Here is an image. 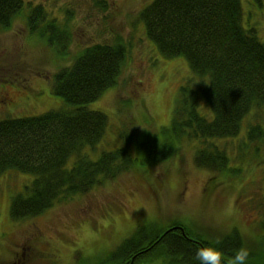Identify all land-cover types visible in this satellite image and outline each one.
Masks as SVG:
<instances>
[{
	"label": "trees",
	"instance_id": "trees-1",
	"mask_svg": "<svg viewBox=\"0 0 264 264\" xmlns=\"http://www.w3.org/2000/svg\"><path fill=\"white\" fill-rule=\"evenodd\" d=\"M92 1L106 10L110 0ZM22 9L23 0H0V27H9ZM43 10L42 6L31 9L29 30L37 32L55 55L68 56L70 26L46 18ZM138 17L160 54L166 59L184 57L198 84L179 85L170 125L160 127L156 134L142 130L141 137H134L137 155L128 145L99 151L109 117L89 109L88 104L117 85L127 50L117 36L112 42H96L77 51L72 62L53 76V92L66 102L64 107L0 120V176L9 170L33 175L32 182L11 199L12 220L34 218L108 177L164 160L185 138L197 142V166L218 174L239 173L242 161L253 158L250 144H254V158L264 150V119L250 121L253 115H264V41L256 28L245 26L241 0H152ZM204 104L210 114L200 110ZM121 133L130 144L132 133ZM241 133L245 140L239 145L237 163L223 141ZM88 151H99L95 160ZM161 224L139 223L114 249L80 264H199L196 250L210 245L225 259L246 248V264H264V219L260 237L255 239L236 227L222 236L219 230L205 229L199 223Z\"/></svg>",
	"mask_w": 264,
	"mask_h": 264
},
{
	"label": "rangeland",
	"instance_id": "rangeland-1",
	"mask_svg": "<svg viewBox=\"0 0 264 264\" xmlns=\"http://www.w3.org/2000/svg\"><path fill=\"white\" fill-rule=\"evenodd\" d=\"M151 1L110 0L108 8L101 10L92 0H23V9L11 25L0 27V120L64 107L66 102L53 92L54 74L69 65L84 46L112 42L120 36L127 55L117 85L88 108L109 117L99 151L128 145L137 155L134 137H141L142 130L156 134L160 127L170 125L179 85L198 84L184 57L164 58L147 37L138 16ZM241 2L245 26L256 28L264 41V0ZM37 5L44 8L46 18L70 26L68 56L55 55L37 32L29 30L27 16ZM206 108L204 104L200 110L210 114ZM253 116L250 121L264 119V115ZM119 132L132 133L133 143L128 144ZM242 133L223 141L237 163L239 145L245 140ZM196 143L182 139L164 160L122 171L19 222L10 216L11 199L32 182L33 175L5 172L0 176V264H80L114 249L139 223L151 221L163 226L175 221L199 223L205 229L219 230V235L236 227L244 236L260 237L264 150L254 158V144H250L253 158L242 161L239 173L218 174L197 166ZM98 152L88 151L90 159L95 160ZM256 160L262 163L258 165Z\"/></svg>",
	"mask_w": 264,
	"mask_h": 264
},
{
	"label": "clouds",
	"instance_id": "clouds-1",
	"mask_svg": "<svg viewBox=\"0 0 264 264\" xmlns=\"http://www.w3.org/2000/svg\"><path fill=\"white\" fill-rule=\"evenodd\" d=\"M248 250L239 248L235 250L231 257L224 258L223 253L214 246L198 248L195 252V258L199 264H246Z\"/></svg>",
	"mask_w": 264,
	"mask_h": 264
}]
</instances>
